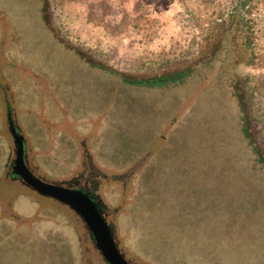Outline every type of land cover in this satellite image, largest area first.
<instances>
[{
  "label": "rangeland",
  "instance_id": "rangeland-1",
  "mask_svg": "<svg viewBox=\"0 0 264 264\" xmlns=\"http://www.w3.org/2000/svg\"><path fill=\"white\" fill-rule=\"evenodd\" d=\"M45 9L82 61L124 78L176 73L219 45L224 62L197 64L181 92L94 75L88 93L87 81L56 84L19 55L22 17L0 7V264H105L72 209L8 173V107L37 173L68 179L86 160L105 174L96 192L138 264H264V168L254 161L256 151L264 158V0H47ZM39 20L35 12L32 32ZM24 37L29 46L35 35ZM228 101L241 128H230Z\"/></svg>",
  "mask_w": 264,
  "mask_h": 264
},
{
  "label": "trees",
  "instance_id": "trees-1",
  "mask_svg": "<svg viewBox=\"0 0 264 264\" xmlns=\"http://www.w3.org/2000/svg\"><path fill=\"white\" fill-rule=\"evenodd\" d=\"M4 1L5 0H0V7L4 11L6 9H10L11 13L14 16V20H16L15 18H17L18 16L22 17L19 19L18 37H20L19 47H21L24 51L19 53V55L28 58L30 54L32 60L31 66H34L37 70H39L46 76H50L53 82L56 84H58L59 79L66 77L69 79L70 77H72L77 80L87 81L88 93H92L94 90L91 88L96 84L94 82V79H92V76L94 75H99L100 81H102V85H107L111 81L118 79L119 87L121 89H123V86H127L126 84H131L134 85V87H143L142 89H146V93L158 91V94L161 95L165 90H179L181 92L182 86L186 84L188 80L193 78L192 75L198 72V69L194 71L195 67L198 66L197 64L201 65L204 60H206L205 62H210L212 59H214L212 57H215V60L217 61L221 60V62H224L222 61V59L224 60V58L220 59V57L217 55L221 47L219 45L218 47L213 48L208 55L203 56L200 60H198L197 62L199 63L195 64V62L192 61L190 65H187L181 71H178L176 73H160L154 77L142 80L124 78L123 76L121 77V74H119L120 72L114 71L109 67H105L101 64L85 63L81 60L80 54L77 51H73V48H75L74 46L66 45L64 38L62 39L60 37V35L56 31L55 26L52 25L48 20L47 12L45 9L47 0H8V2L11 3L10 7L5 6ZM19 1L22 2L25 7L18 9ZM244 5V2L241 3L242 7ZM35 12L40 18L39 23H37L39 27L35 32H32L31 29L33 28V23L35 21ZM14 27L16 28L17 24H15ZM14 27L13 29H15ZM28 33H30L31 35H35V37L30 41L29 46L27 43V38L24 37V35L26 36ZM68 41L71 42L70 39ZM28 47L31 49H29ZM29 63L30 61L28 62V64ZM225 93L227 92L224 91V94ZM219 96L221 98L223 97L220 93ZM221 98L219 102H222ZM227 104L229 110L227 111V113L229 114L228 123L230 124V128H241V110L239 109V107H237L235 110V105H233L230 101H228ZM237 110L239 112H237ZM237 155H239V153ZM240 155H246L247 157L248 151ZM254 161L256 163L257 161L263 162L262 168H264V158L259 151H256ZM242 170L246 171V167H244ZM239 172L241 173V170H239ZM262 177L264 180V173H262Z\"/></svg>",
  "mask_w": 264,
  "mask_h": 264
},
{
  "label": "water",
  "instance_id": "water-1",
  "mask_svg": "<svg viewBox=\"0 0 264 264\" xmlns=\"http://www.w3.org/2000/svg\"><path fill=\"white\" fill-rule=\"evenodd\" d=\"M7 122L14 143V156L8 171L12 179H18L38 194L51 197L72 209L84 223L93 246L99 251L105 264H138L127 257L119 246L115 225L107 219L108 212L103 209V206H107L101 196L97 192L94 195L82 187L71 185L72 178L49 179L37 173L27 161L25 137L9 107Z\"/></svg>",
  "mask_w": 264,
  "mask_h": 264
},
{
  "label": "flooded vegetation",
  "instance_id": "flooded-vegetation-1",
  "mask_svg": "<svg viewBox=\"0 0 264 264\" xmlns=\"http://www.w3.org/2000/svg\"><path fill=\"white\" fill-rule=\"evenodd\" d=\"M26 152V148H25ZM87 154V153H86ZM90 158V156H88ZM27 158V152H26ZM28 161V158H27ZM86 161V160H85ZM83 163L82 170L79 171L77 174L73 175L70 181L71 185L82 187L88 190L90 193L95 195L96 189L98 187L99 182V175H104L99 169H97L92 162H85ZM29 163V161H28ZM30 165V164H29ZM103 209L108 212L107 217L109 216L110 210L103 206Z\"/></svg>",
  "mask_w": 264,
  "mask_h": 264
}]
</instances>
